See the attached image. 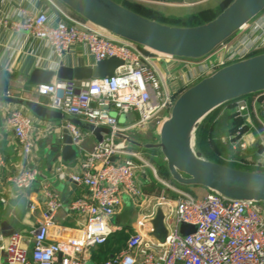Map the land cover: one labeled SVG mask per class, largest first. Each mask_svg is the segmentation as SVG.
I'll use <instances>...</instances> for the list:
<instances>
[{"label": "built area", "instance_id": "1", "mask_svg": "<svg viewBox=\"0 0 264 264\" xmlns=\"http://www.w3.org/2000/svg\"><path fill=\"white\" fill-rule=\"evenodd\" d=\"M48 1L61 19L54 20L43 10L19 3L14 17L0 15V31L25 32L43 41L57 58L80 46L95 63L116 57L122 64L107 77L54 79L48 84L35 85L37 95L46 98L45 106L94 126L106 127L109 133L102 134L101 141L86 149L84 142L88 133L65 123L63 127L80 155V171L73 173L57 168L55 176L87 188L86 197L69 202V209L81 221L72 227L57 224L55 218L63 199L58 192L45 188V210L37 219V226L29 232V238L21 231L7 236L0 234L3 264H264L263 203L229 199L210 191L196 196L168 182H163L164 186L176 197H157V207L166 212L164 222L168 234L163 243L147 234L151 230L148 220L154 216V210L137 221V228L119 253L98 263L90 259L91 250L120 229L110 218L120 206L122 195L131 199L143 196L136 178L138 172L149 166L142 153L122 147L114 134H132L148 128L143 137L156 138L179 92L220 67L264 51V31L258 28L259 24L251 20L206 58L188 61L150 53L66 11L55 0ZM129 1L147 4L167 0ZM162 62L173 68L181 63L185 70L182 66L183 69H174L166 77L160 69ZM258 94L236 101L234 112L243 123L220 139L232 150H237L236 145L245 150L247 145L242 138L249 130L263 146L260 156L264 157V98L260 99ZM111 110L120 115L132 114L134 120L120 122ZM6 124L29 163L34 149L32 117L24 109L14 107L6 110ZM28 165H22L8 176L17 190H27L36 180L37 168ZM0 166H5L2 155ZM29 209L35 212L34 205L30 204ZM181 223L190 224L195 230L182 236Z\"/></svg>", "mask_w": 264, "mask_h": 264}, {"label": "water", "instance_id": "2", "mask_svg": "<svg viewBox=\"0 0 264 264\" xmlns=\"http://www.w3.org/2000/svg\"><path fill=\"white\" fill-rule=\"evenodd\" d=\"M72 14L118 38L133 42L146 51L162 56L199 61L264 11V0H231L212 19L195 26H177L148 18L128 8L120 0H55ZM122 61L111 57L92 66L60 65L55 70L34 68L28 81L48 84L58 80H89L111 76ZM264 92V51L229 63L188 85L175 97L156 138L143 139L148 128L136 133H115L122 147L156 151L162 157L168 181L182 187H199L222 197L264 204V171L247 170L212 161L197 145V133L214 111L243 97ZM0 103L21 107L49 122L72 123L92 135L97 142L108 134L106 127L94 126L74 116L50 109L44 104L9 94V83L0 64ZM150 129V128H149ZM63 146L57 157L70 160L77 151L71 136L63 129ZM166 212L161 206L148 220L147 234L163 243L168 230ZM195 228L179 225L186 236Z\"/></svg>", "mask_w": 264, "mask_h": 264}, {"label": "crops", "instance_id": "3", "mask_svg": "<svg viewBox=\"0 0 264 264\" xmlns=\"http://www.w3.org/2000/svg\"><path fill=\"white\" fill-rule=\"evenodd\" d=\"M208 1L210 0H167L163 3L140 4L147 6L148 9L154 12L155 16L146 15L148 18L171 25L195 26L205 22V15H202V12L210 7H206L211 3ZM19 3L29 4L33 8L43 10L52 16L54 20L61 19L60 14L48 0H0V15L14 17ZM254 21L259 24L258 28L264 31V11L254 18ZM0 64L8 79L10 95L45 104L46 98L37 95L35 92L36 84L32 85L28 81L29 74L34 68L52 71L61 64L76 67L92 66L96 63L92 56L80 46L74 47L61 58H57L43 41L32 38L25 32L0 31ZM182 66L179 63L177 68H173L162 62L160 69L163 75L167 77L174 69H183ZM183 67V70H185V66ZM257 96L263 99L264 92ZM14 107L21 108L13 104L0 103V155L3 156L5 163V166H0V234L7 236L12 232L21 231L28 234L29 238V232L37 226V219L45 210L46 202L43 197L45 188L58 192L63 199V206L58 211L55 222L67 227L77 226L81 218L69 209V202L75 198L86 197L88 190L85 186L75 184L69 179H58L55 176L57 168L73 173L80 171V155L73 144L77 151L76 157L70 160L57 157V153L60 152L63 146V126L65 122L45 121L28 112L33 119L31 136L34 142V149L28 163L17 146L12 130L6 124V110ZM229 108L226 106L221 110L226 115L225 119H227ZM110 113L117 117L120 122L133 117L132 115L117 114L115 110H111ZM227 130L225 128L223 134ZM142 138L145 139V137ZM242 140L246 142L247 148L240 151V153H234L238 156L243 155L247 161L246 164L256 165L264 171V157L260 156V150L263 146H260L256 134L248 130L244 133ZM96 142V139L88 134L85 137L84 146L86 149H90ZM140 153L144 155L149 163V166L138 172L136 178L142 192L143 188L149 185L152 180L163 185V182L173 185L172 182L160 177L157 173V164L160 162L161 165H165L159 153L150 150H142ZM25 164L35 166L38 174L32 185L27 190L21 191L17 190L8 181V176ZM186 191L195 193L193 195L197 196L204 194L206 190L199 187H188ZM157 197L143 192V196L140 198L131 199L123 194L121 204L110 218V222L119 226L120 229L123 227L130 228L133 233L137 228V221L143 219L149 212L156 210ZM30 204L35 207L34 213L30 212ZM4 262V254L0 252V264Z\"/></svg>", "mask_w": 264, "mask_h": 264}, {"label": "trees", "instance_id": "4", "mask_svg": "<svg viewBox=\"0 0 264 264\" xmlns=\"http://www.w3.org/2000/svg\"><path fill=\"white\" fill-rule=\"evenodd\" d=\"M137 5H141L142 8H145L144 11L146 15L149 16H154V12L148 9L147 6L143 4H138L135 2ZM222 8H218L216 12L213 13V16L217 14ZM209 9H206L202 12V15H206L205 13L208 12ZM210 14V13H209ZM212 14H210L211 16ZM211 18V17H210ZM247 96V98L252 97ZM233 102L223 106L222 108L212 112L203 122L201 125L198 133H197V145L201 152L204 154V156L212 161L223 163L226 165L234 166V167H240V168H245L247 170H261L255 165L251 164H242L241 162L247 163L246 159L242 156L235 155L237 157V161H230L227 159L222 158L224 154H227L226 152L230 149L231 147L228 143H223L220 139V136H222L221 133L216 132L217 125H218V115L220 111L225 108L226 106L231 105ZM227 121L229 124V131L234 132L242 123L243 120L241 118L236 117L235 112H229L227 115ZM246 128H243L242 131L245 132ZM232 156V155H231ZM157 173L160 177L164 179H168V173L166 171V168L164 165H159L157 164ZM172 184L178 188L187 190L186 187H182L180 185H177L172 182ZM143 192L146 194H151L154 196H165L167 198H175L176 194L168 189L166 186L163 184L152 180V182L147 185L146 187L143 188ZM132 234V230L127 227H123L119 230L114 231L106 240L105 243L96 246L91 250V261L93 263H98L101 261H104L108 259L112 255H116L119 253L126 245V241L129 237V235Z\"/></svg>", "mask_w": 264, "mask_h": 264}, {"label": "rangeland", "instance_id": "5", "mask_svg": "<svg viewBox=\"0 0 264 264\" xmlns=\"http://www.w3.org/2000/svg\"><path fill=\"white\" fill-rule=\"evenodd\" d=\"M124 5H126L128 8H130V9H132V10H134V11H136L137 13H139V14H142V15H144V16H146V14H143V13H145V11H144V9L145 8H142L141 7V5H137V4H135V2H132V1H129V0H120ZM231 0H210V1H208V2H211L210 4H208V5H206V7L207 6H210L208 9V12H206L205 14L206 15H208V16H206L205 17V22L206 21H208V20H210V19H212L213 17H215V15L213 16V13L214 12H216L217 11V9L218 8H224L229 2H230ZM207 2V3H208ZM138 4H140V3H138ZM212 14L211 16H210V14ZM155 16V15H154ZM154 16H152V17H154ZM147 17V16H146ZM211 17V18H210ZM235 106H236V101H234L231 105H229L228 107H230L229 109L231 110H229L228 109V113L229 112H233L234 110H235ZM223 111H221V113H222ZM219 113V115H218V117H217V119H218V127H217V129H216V132H219V133H223V131H224V129L226 128V129H228L227 131H229V124L227 123V119H225V117H226V115H224L225 113ZM227 113V114H228ZM130 115H132V114H130ZM133 117H131V118H129V119H127V121H133L134 120V115H132ZM223 135V134H222ZM146 138V137H145ZM220 138H221V136H220ZM237 150H232V148H231V150L229 149L226 153L227 154H224V156L222 157V158H224V159H238L237 157H235V153L234 152H238V153H240V151H242V150H240V148H239V146H237L236 145V147H235ZM232 155V156H231ZM159 165H161V163L159 162ZM163 166V165H162ZM165 166V165H164ZM190 193H192V192H190ZM192 194H195V193H192Z\"/></svg>", "mask_w": 264, "mask_h": 264}]
</instances>
